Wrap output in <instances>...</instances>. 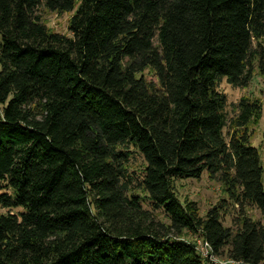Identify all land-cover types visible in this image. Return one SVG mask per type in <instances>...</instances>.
I'll use <instances>...</instances> for the list:
<instances>
[{"label": "trees", "instance_id": "16d2710c", "mask_svg": "<svg viewBox=\"0 0 264 264\" xmlns=\"http://www.w3.org/2000/svg\"><path fill=\"white\" fill-rule=\"evenodd\" d=\"M40 7L72 12L70 35ZM254 66L264 0H0V264H218L184 230L264 264V160L246 131L261 106L241 97L228 118L218 89ZM130 145L151 210L130 191ZM204 171L238 205L235 230L226 200L200 215L176 196L173 180Z\"/></svg>", "mask_w": 264, "mask_h": 264}, {"label": "rangeland", "instance_id": "374dc122", "mask_svg": "<svg viewBox=\"0 0 264 264\" xmlns=\"http://www.w3.org/2000/svg\"><path fill=\"white\" fill-rule=\"evenodd\" d=\"M41 21L46 25L49 30L70 35L68 30V22L72 12L58 13L51 11L44 7H40L37 11ZM146 72V71H145ZM147 79L156 81L154 75L150 72H146ZM218 89L226 96L227 104L225 111L227 117L230 118L235 115L234 105L240 100L241 97L249 98L250 100H256L261 106V112L258 117L252 118L246 126V131L251 144L256 146L260 152L261 160H264L263 154V134H264V73L260 72L257 66H254L252 78L246 87H233L229 84L225 78H223L218 84ZM3 108V104L0 103V115ZM131 155L126 165V173L131 176V189L130 191L137 193L141 196L142 205L144 208L152 209L147 198V194L135 187L137 182L136 178L141 177L145 161L143 156L133 148L129 147ZM264 183V177H263ZM174 191L179 200L183 203L190 201L195 202L200 215H204L206 211L213 205L225 201L222 222L224 226H230L232 229H236L237 216L239 214L238 205L228 197L227 193L223 189V185L216 179L210 178L204 171L200 178H183L175 179L172 182ZM17 211V209H14ZM158 219L168 222L167 218L163 214V211L152 210ZM6 212L5 208L0 207V213ZM246 215L253 219H261L259 210L251 205L245 206ZM263 221V220H262ZM181 239L194 243L202 252H206L207 248L204 247L203 240L197 234H193L190 231L184 230L181 234ZM216 263L232 264L225 256H213Z\"/></svg>", "mask_w": 264, "mask_h": 264}, {"label": "built area", "instance_id": "2783aa9c", "mask_svg": "<svg viewBox=\"0 0 264 264\" xmlns=\"http://www.w3.org/2000/svg\"><path fill=\"white\" fill-rule=\"evenodd\" d=\"M202 240H203L204 247L207 248V251L206 252H202L200 249H198V247L196 245H195V248L202 255V257H204V258L209 257L212 261H214L216 263L217 261H215L213 259L212 253L210 251L211 250L210 246L208 245V243L204 239H202ZM229 261L232 264H239V262H235L233 260H229ZM218 264H223V263L221 262V263H218Z\"/></svg>", "mask_w": 264, "mask_h": 264}]
</instances>
